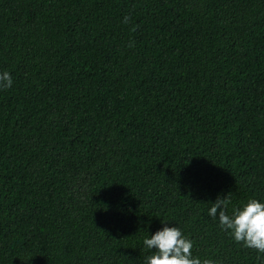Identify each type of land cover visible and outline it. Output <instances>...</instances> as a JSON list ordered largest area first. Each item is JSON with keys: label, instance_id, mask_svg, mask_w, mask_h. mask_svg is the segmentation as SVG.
<instances>
[{"label": "trees", "instance_id": "16d2710c", "mask_svg": "<svg viewBox=\"0 0 264 264\" xmlns=\"http://www.w3.org/2000/svg\"><path fill=\"white\" fill-rule=\"evenodd\" d=\"M5 71L0 264H145L164 226L264 264L208 215L264 203V0H0Z\"/></svg>", "mask_w": 264, "mask_h": 264}, {"label": "clouds", "instance_id": "9594fccd", "mask_svg": "<svg viewBox=\"0 0 264 264\" xmlns=\"http://www.w3.org/2000/svg\"><path fill=\"white\" fill-rule=\"evenodd\" d=\"M129 19L125 16L124 23H128ZM132 30L135 31V28ZM12 83L9 72L0 73V88H10ZM230 203L228 196H218L208 215L213 219L218 218L220 227L225 231L230 230L229 234L237 243L264 254V203L251 199L242 208L233 209L232 216H229L226 209ZM143 244L148 250L155 249L145 258V264H214L211 260L202 262L199 258H193L192 241L186 239L175 226H164L150 238L144 239Z\"/></svg>", "mask_w": 264, "mask_h": 264}]
</instances>
